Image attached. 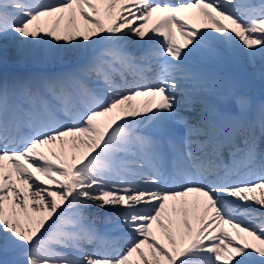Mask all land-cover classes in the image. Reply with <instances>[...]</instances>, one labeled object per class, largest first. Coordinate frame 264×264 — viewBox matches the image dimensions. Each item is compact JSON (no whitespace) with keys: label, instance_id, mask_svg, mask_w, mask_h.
Instances as JSON below:
<instances>
[{"label":"snow or ice","instance_id":"6c2138e0","mask_svg":"<svg viewBox=\"0 0 264 264\" xmlns=\"http://www.w3.org/2000/svg\"><path fill=\"white\" fill-rule=\"evenodd\" d=\"M12 57L75 66L0 76L2 264H264V0H0Z\"/></svg>","mask_w":264,"mask_h":264},{"label":"bare ground","instance_id":"6f19581e","mask_svg":"<svg viewBox=\"0 0 264 264\" xmlns=\"http://www.w3.org/2000/svg\"><path fill=\"white\" fill-rule=\"evenodd\" d=\"M102 7V12H103V6H101ZM17 60L16 62L17 63H19L20 61H22V60H19V59H17V58H14V60ZM12 60H13V58H12ZM24 61H33V60H30V59H24ZM56 62H58V61H56ZM238 68V66L236 67V69ZM235 69V70H236ZM232 70V69H231ZM235 70H233V71H235ZM248 73H249V75L250 76H261L260 74H259V66H257V68H252V67H248ZM235 82H236V84H238V85H240V86H242V87H244L245 89H247L248 91H254V89H252V87L247 83V82H245L244 80H242V79H236V80H234ZM259 194V193H258ZM90 210H93V211H100V209H95V208H93V209H90ZM89 210V211H90ZM12 259V257H11V255H8V256H5V255H3V254H0V264H2V262L4 261V260H11Z\"/></svg>","mask_w":264,"mask_h":264}]
</instances>
